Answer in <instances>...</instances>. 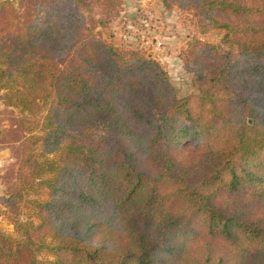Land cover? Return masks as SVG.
<instances>
[{
    "label": "trees",
    "instance_id": "trees-1",
    "mask_svg": "<svg viewBox=\"0 0 264 264\" xmlns=\"http://www.w3.org/2000/svg\"><path fill=\"white\" fill-rule=\"evenodd\" d=\"M161 1L226 30L181 52L187 95L89 26L122 0H0V93L26 123L0 264H264V0Z\"/></svg>",
    "mask_w": 264,
    "mask_h": 264
},
{
    "label": "rangeland",
    "instance_id": "rangeland-1",
    "mask_svg": "<svg viewBox=\"0 0 264 264\" xmlns=\"http://www.w3.org/2000/svg\"><path fill=\"white\" fill-rule=\"evenodd\" d=\"M19 5L20 0H13ZM100 15L98 8L89 17V26L100 31L102 36L117 47L143 50L147 55L158 60L169 73L180 96L196 92L193 85V73L188 71L181 58V52L194 39L202 38L214 43L221 50L227 49L224 41L226 30L211 28L203 34L198 22L190 13L178 8L167 10L161 0H122L121 11L106 27L97 26L94 17ZM161 41L157 48L156 43ZM25 114L19 109L7 106L0 93V196H5L7 187L14 180L17 168L15 139L26 134L22 131ZM18 125V131L13 130ZM17 144V143H16ZM186 149L193 146H185ZM29 198L45 199L48 191L45 188L32 193ZM26 203L22 204L19 219H32ZM9 210L0 204V231L19 237L20 232L9 215ZM47 255L42 253L41 258Z\"/></svg>",
    "mask_w": 264,
    "mask_h": 264
},
{
    "label": "built area",
    "instance_id": "built-area-1",
    "mask_svg": "<svg viewBox=\"0 0 264 264\" xmlns=\"http://www.w3.org/2000/svg\"><path fill=\"white\" fill-rule=\"evenodd\" d=\"M156 46H157V48H159V47L161 46V41H158V42L156 43Z\"/></svg>",
    "mask_w": 264,
    "mask_h": 264
}]
</instances>
